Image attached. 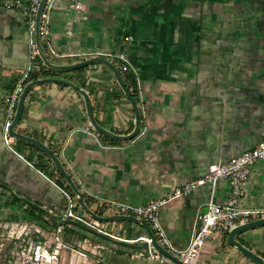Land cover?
<instances>
[{"label":"crops","instance_id":"crops-1","mask_svg":"<svg viewBox=\"0 0 264 264\" xmlns=\"http://www.w3.org/2000/svg\"><path fill=\"white\" fill-rule=\"evenodd\" d=\"M49 1L48 39L56 52L47 53L51 62L121 53L132 66L133 75L123 74L135 89L140 114L133 137L104 138L92 128L82 95L54 81L28 89L13 126L54 151L95 212L128 214L119 204L135 206L164 197L202 176L209 164L264 139V0ZM28 2L0 0V225L30 224L38 239L49 241L58 220L66 223L81 248L67 243L70 251L61 249L57 264H166L139 256L144 248L122 243L147 235L137 222L100 221L120 238L115 239L62 220L66 199L60 187L73 192L47 154L13 135L12 149L4 143L10 95L27 62L22 6ZM53 70L48 76L71 80L88 92L103 127L120 134L132 129L131 105L107 65L92 62L81 74ZM228 193L227 180L220 179L213 200L224 202ZM209 194V184H200L160 205L159 222L173 247L187 246ZM74 199L75 210L87 215ZM237 205L252 211L248 220L264 215V158L250 164ZM87 233L94 235L92 245ZM227 235L214 232L206 238L198 264H257L229 244ZM234 237L264 258V224Z\"/></svg>","mask_w":264,"mask_h":264},{"label":"built area","instance_id":"built-area-1","mask_svg":"<svg viewBox=\"0 0 264 264\" xmlns=\"http://www.w3.org/2000/svg\"><path fill=\"white\" fill-rule=\"evenodd\" d=\"M39 1L40 0H29L28 4L22 6V10L26 15L28 29L27 62L10 95V101L7 106V116L2 125L3 141L6 146L11 149L13 148L11 146L12 135L9 131V127L12 122L17 98L24 84L29 80L30 72L34 68L35 64L41 60L36 46L35 35V13ZM3 4L7 5L8 2L4 1ZM72 5L76 9L80 8L79 2H74ZM50 6V1L46 0L40 12L38 30L40 43L43 46L45 52L49 54H56L48 39ZM107 58L112 61L113 58H116L118 61L116 66L118 67L119 71L133 75L132 66L123 54H109ZM262 158H264V139H260L252 147L241 151L226 161L209 164L206 172L202 176L190 179L181 185L175 186L173 191L164 197L151 198L148 202L135 206L119 204L120 210L124 213L126 212L128 214L142 217L152 229L159 244L165 247L175 257L188 264H198L200 250L206 238H208L214 232L229 231L236 224L249 219L252 211L249 209L240 208L237 205V202L238 199L244 194V183L249 173L250 164ZM220 179L227 180L229 185V193L224 202H215L213 200V191L217 181ZM205 183L209 184L210 186V194L204 203L203 209L198 212L195 217L193 233L190 237V240L185 248H175L169 243L167 234L164 232L159 222V207L167 199L186 195L194 187ZM60 190L66 199V206L61 216L62 220L71 219L80 223L84 227L96 231L99 234L120 239L116 235L104 229L101 226L100 221L94 219L88 214L81 215L78 213L74 208L75 199L73 194L61 187ZM61 230L62 224H58L54 229L52 242H47L46 240L41 239L31 242L29 245V264H57L60 256V248L69 247V245L64 243L61 239ZM36 231L38 232L39 229H36ZM20 236L21 234L18 235L17 238ZM21 239H24V237L22 236ZM138 240H146L148 242L147 248H144L145 251H140L138 253L139 256L156 259L165 262L166 264H176L151 245L148 235L139 236L134 239H125L124 241L134 242Z\"/></svg>","mask_w":264,"mask_h":264},{"label":"water","instance_id":"water-1","mask_svg":"<svg viewBox=\"0 0 264 264\" xmlns=\"http://www.w3.org/2000/svg\"><path fill=\"white\" fill-rule=\"evenodd\" d=\"M45 1L46 0H40L39 1L38 5H37L36 13H35L36 46H37L39 57H40L41 61L43 62V64H45L46 67L51 68V69H65V70L76 69L78 67H81V66H84V65L90 64L92 62H96V61L102 62L105 65H107L108 68L111 70L116 82L118 83V85L120 86L122 91L124 92L126 98L128 99V101L131 105V108L133 111V126L129 132L124 133V134L115 133V132L108 130L107 128L103 127L100 123H98V121L94 117L91 98H90L88 92L84 88L80 87L78 84L74 83L73 81L65 79V78L55 77V76H44V77L34 78L31 80H28L24 84L22 90L20 91L19 96H18L17 101H16L15 111L13 114L12 122H11V125L9 127V131H10L11 135L18 137V138L25 139L29 142H32L33 144L39 146L47 154L49 159L53 162V164L56 166V168L58 169L60 174L66 180L67 184L70 186V188H71L75 198L77 199L79 205L85 210V212L88 215H90L91 217H93L94 219H96L98 221L125 219V220H129L132 222H137L144 228L146 234L150 238L151 245L154 248H156L161 254H163L165 257L169 258L172 262H174L176 264H188L186 262H183L179 258L175 257L165 247H163L161 244H159V242L157 241L152 229L150 228L148 223L142 217L135 216L132 214H121V213L102 215V214H97L93 209L89 208L83 199V193L81 192L80 188L78 187V185L76 184V182L74 181L72 176L65 169L62 162L60 161L58 156L54 153V151L50 147H48L46 144H44L43 142H41V141L31 137V136L21 134L15 130H13L14 124L20 118L24 97H25L28 89L34 84L42 83V82H46V81L59 82V83L71 86L72 88L77 90L83 97L86 114H87L88 120H89L92 128H94L95 130H97L98 132L103 134L104 136H107L110 138H115V139H128V138L133 137L137 133L138 128H139L140 114H139L138 104H137L135 98L132 96L130 90L126 86L118 67L116 66V64L112 60H110L109 58L104 57V56L95 55V56L87 57V58H84V59H81V60H78V61L72 62V63L58 64V63L51 62L48 59L47 53L45 52L43 46L40 43L39 30H38L39 29V21H40V12L42 10V7H43ZM66 221L73 222L75 224L80 225L79 223L72 221V220H69V219H67ZM261 224H264V215L236 224L235 226H233L228 231V235L226 237V240L229 244L234 245L241 253H243L245 256H247L248 258H250L251 260H253L257 264H264V258L262 256H260L259 254H257L256 252L247 248L245 245H243L237 239H235L234 235L240 231H243V230H246L248 228H251V227H254L257 225H261ZM89 230H92V229L89 228ZM92 231L94 232V230H92ZM122 243L127 245V246L134 247V248H147V246H148V242L146 240H142L140 243L128 242V241L123 240Z\"/></svg>","mask_w":264,"mask_h":264},{"label":"rangeland","instance_id":"rangeland-1","mask_svg":"<svg viewBox=\"0 0 264 264\" xmlns=\"http://www.w3.org/2000/svg\"><path fill=\"white\" fill-rule=\"evenodd\" d=\"M66 229L64 230V232ZM19 232H22L23 235H21L18 239L15 238V235ZM26 232V233H25ZM35 229L33 225L30 224H24V225H8V226H2L0 225V264H29V245L32 241L35 239H38L35 236ZM25 234V235H24ZM24 236V239L21 241L20 238ZM79 238L82 237L81 234H77ZM70 235H66L65 239L71 243L75 248H81L77 243H75L72 238H70ZM88 241H90V245L93 241L94 235L91 233H87ZM11 239L15 240V242H11ZM44 240V238L42 237ZM82 239V238H81ZM52 239L47 242H52ZM142 240H139L137 243H140ZM52 244V243H51ZM69 250L67 247H61V249ZM70 251V250H69ZM145 251V249H144ZM28 260V261H25Z\"/></svg>","mask_w":264,"mask_h":264},{"label":"trees","instance_id":"trees-1","mask_svg":"<svg viewBox=\"0 0 264 264\" xmlns=\"http://www.w3.org/2000/svg\"><path fill=\"white\" fill-rule=\"evenodd\" d=\"M114 63L117 65L118 62L113 60ZM36 64L39 65V70H36L35 71V68L32 69V71L30 72V77L32 78H38L39 76H48L50 74L53 73V69L51 68H47L45 66V64L42 63L41 60H39ZM86 67V65L84 66H81V67H78L76 69H73V71H75L77 74H81L83 69ZM121 75H122V78L126 84V86L128 87V89L130 90L131 94L133 97H135V89L131 87L130 83L128 82V77L126 75L123 74V72H120ZM81 86H83V84H81ZM120 91L122 92L123 94V91L120 89ZM124 95V94H123ZM125 96V95H124ZM95 130V129H94ZM96 132H98L97 130H95ZM103 136V135H102ZM104 138L108 139V140H116L114 138H109V137H106V136H103ZM69 188V186H67ZM70 189V188H69ZM97 212V211H96ZM99 214V212H97ZM58 224H62V228H65L66 229V235H73L74 234V231L73 229H70L67 227V224L66 223H61L60 222V219L58 220ZM24 237V236H23ZM18 239V238H17ZM65 239V238H64ZM23 239L20 238V240H17V241H21ZM36 240V239H35ZM11 242H15V240L11 239ZM64 243H69L66 239L63 241Z\"/></svg>","mask_w":264,"mask_h":264}]
</instances>
